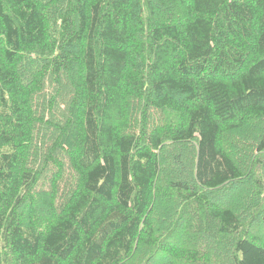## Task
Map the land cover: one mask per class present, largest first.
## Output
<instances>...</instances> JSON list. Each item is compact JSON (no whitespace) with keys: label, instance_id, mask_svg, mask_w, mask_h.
<instances>
[{"label":"trees","instance_id":"obj_1","mask_svg":"<svg viewBox=\"0 0 264 264\" xmlns=\"http://www.w3.org/2000/svg\"><path fill=\"white\" fill-rule=\"evenodd\" d=\"M0 264H264V0H0Z\"/></svg>","mask_w":264,"mask_h":264},{"label":"rangeland","instance_id":"obj_2","mask_svg":"<svg viewBox=\"0 0 264 264\" xmlns=\"http://www.w3.org/2000/svg\"><path fill=\"white\" fill-rule=\"evenodd\" d=\"M67 180V177L65 176L64 179H63V183H65V181ZM48 185H45V188H47ZM185 241V240H184ZM186 243V241L184 242V244ZM187 245H189V243H187Z\"/></svg>","mask_w":264,"mask_h":264}]
</instances>
